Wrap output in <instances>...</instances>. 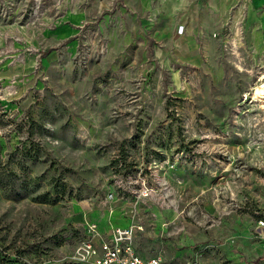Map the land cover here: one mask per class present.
<instances>
[{"label":"rangeland","instance_id":"obj_1","mask_svg":"<svg viewBox=\"0 0 264 264\" xmlns=\"http://www.w3.org/2000/svg\"><path fill=\"white\" fill-rule=\"evenodd\" d=\"M200 1L0 0V264H71L91 223L264 264V6Z\"/></svg>","mask_w":264,"mask_h":264},{"label":"built area","instance_id":"obj_2","mask_svg":"<svg viewBox=\"0 0 264 264\" xmlns=\"http://www.w3.org/2000/svg\"><path fill=\"white\" fill-rule=\"evenodd\" d=\"M182 33V30L180 31ZM101 232L97 224H88L84 239L76 247L71 264H204L184 261L168 263L161 257L142 258L134 247V241L143 232V227L130 225L126 228L113 227ZM258 228L264 237V220L258 221Z\"/></svg>","mask_w":264,"mask_h":264},{"label":"crops","instance_id":"obj_3","mask_svg":"<svg viewBox=\"0 0 264 264\" xmlns=\"http://www.w3.org/2000/svg\"><path fill=\"white\" fill-rule=\"evenodd\" d=\"M146 1V0H143ZM237 0H216L215 2L212 0L209 1H200L199 5V9L200 10H204V11H208V10H219L221 11H226L230 6H232ZM262 5L264 6V0H261ZM241 12V11H240ZM238 14V13H237ZM257 21L256 19V15L253 12V10L251 9V7H247L246 9V14H245V18L243 19V23L244 26L246 28H249L250 26H252L254 24V22ZM258 24L264 29V14L262 19L258 22ZM264 38V37H263ZM253 42L257 41V38L253 37L252 39ZM238 230L241 231V233L243 235H246L248 233V230L244 229V228H239ZM144 231V229H143ZM238 232V231H237ZM143 233V232H142ZM259 234H262V230L259 229ZM236 238L235 241L239 242L240 237H238V233H236ZM140 235V234H139ZM139 237V236H138ZM137 237V238H138ZM136 238V239H137ZM244 243V244H242ZM241 244L244 246H248V242L244 241ZM137 252V251H136ZM137 254L140 256V254L137 252ZM178 263V262H177ZM180 263V262H179Z\"/></svg>","mask_w":264,"mask_h":264},{"label":"bare ground","instance_id":"obj_4","mask_svg":"<svg viewBox=\"0 0 264 264\" xmlns=\"http://www.w3.org/2000/svg\"><path fill=\"white\" fill-rule=\"evenodd\" d=\"M263 79L264 75L259 74L257 81L261 82ZM252 91V102H257L261 105H264V83L255 86Z\"/></svg>","mask_w":264,"mask_h":264}]
</instances>
